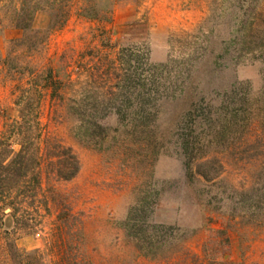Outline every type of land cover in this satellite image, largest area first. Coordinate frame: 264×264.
<instances>
[{
	"label": "rangeland",
	"instance_id": "374dc122",
	"mask_svg": "<svg viewBox=\"0 0 264 264\" xmlns=\"http://www.w3.org/2000/svg\"><path fill=\"white\" fill-rule=\"evenodd\" d=\"M21 3L45 9L27 29ZM47 69L96 109L80 114L107 117L91 130L106 146L77 139L45 98L41 120L80 169L50 182L40 227L5 218L0 264L75 254L49 238L60 211L92 264H264V0H0L2 149L19 148L4 133L18 85Z\"/></svg>",
	"mask_w": 264,
	"mask_h": 264
},
{
	"label": "trees",
	"instance_id": "16d2710c",
	"mask_svg": "<svg viewBox=\"0 0 264 264\" xmlns=\"http://www.w3.org/2000/svg\"><path fill=\"white\" fill-rule=\"evenodd\" d=\"M44 10L39 5L28 7L27 4L21 3L20 15H24L23 19L25 18L29 25L21 21L16 27L29 28L35 15ZM53 12H61L60 17L57 18ZM48 15L50 17L48 33H51L62 28L68 21L70 7L64 11L52 9ZM18 88L14 106L19 116L5 125L4 133H8V138H15L19 148L14 151L12 145L5 149L0 147V227L4 225L5 218H9L14 223L15 230L40 227L44 216L41 211L49 212V199L56 204L59 197L50 182L71 181L80 169L79 161L72 149L51 136L41 120L45 98L48 96L49 103L56 104L63 110V115L56 117L58 120L67 119L75 122L72 133L77 139L88 145L94 144L98 149L106 145H103V141L98 143L91 130L102 129L107 120V117L98 116L93 112L80 114L79 111L96 109L95 107L93 109L91 102L88 104L87 101L66 99L65 85L57 79L52 69L32 73L27 83H20ZM0 114H5V110L0 109ZM4 153L6 155L3 158L1 156ZM51 224L49 238L54 242L57 240L62 250L63 247L66 249L68 240H75L72 242L76 248L75 254L70 257L62 251L56 264H92L80 250L81 231L76 227V221L69 212L60 211ZM134 246L144 255L153 254L143 251V246L138 243Z\"/></svg>",
	"mask_w": 264,
	"mask_h": 264
}]
</instances>
